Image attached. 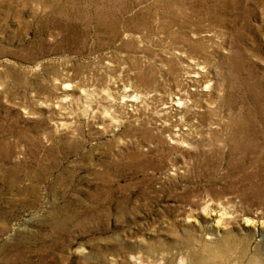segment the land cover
<instances>
[{"label":"rangeland","instance_id":"rangeland-1","mask_svg":"<svg viewBox=\"0 0 264 264\" xmlns=\"http://www.w3.org/2000/svg\"><path fill=\"white\" fill-rule=\"evenodd\" d=\"M0 264H264V0H0Z\"/></svg>","mask_w":264,"mask_h":264},{"label":"bare ground","instance_id":"bare-ground-1","mask_svg":"<svg viewBox=\"0 0 264 264\" xmlns=\"http://www.w3.org/2000/svg\"><path fill=\"white\" fill-rule=\"evenodd\" d=\"M176 6V5H175ZM184 7V6H183ZM171 8V7H170ZM169 8V9H170ZM174 8V7H173ZM175 9V8H174ZM172 9H170V11H171ZM181 14V13H180ZM169 15V14H168ZM173 15H175V14H173ZM167 16V15H166ZM170 16V15H169ZM180 16V15H179ZM181 16H183V15H181ZM184 16H186V15H184ZM176 17V16H175ZM188 17V16H187ZM169 18H171V17H169ZM173 18V17H172ZM177 19V18H176ZM175 19V20H176ZM185 19V18H184ZM183 19V20H184ZM164 20V19H163ZM166 20V19H165ZM169 21V20H168ZM174 23L176 22V21H173ZM163 23V22H162ZM169 22H166L165 23V25H164V27L162 28V29H160L161 31H163V32H165V31H168V32H171L170 30H171V26H172V23L170 22L169 24H168ZM180 23V22H179ZM182 23H183V21H182ZM189 23V22H188ZM176 24H177V22H176ZM179 25V24H178ZM184 25H186V23L184 24ZM183 25V26H184ZM192 25V24H191ZM180 27V26H179ZM195 27V26H194ZM176 28V27H175ZM192 28V27H191ZM199 28V27H198ZM180 29V28H179ZM187 29V28H186ZM188 31H191V30H188ZM178 32V31H177ZM183 32H184V30H183ZM193 32V31H192ZM166 33V32H165ZM175 33V32H174ZM171 34H173L172 32H171ZM197 34V33H196ZM196 34H194V35H196ZM198 34H199V32H198ZM170 35V34H169ZM201 35H203V33H201ZM200 35V36H201ZM191 36V35H190ZM172 37H173V39H175V41L177 40H180L181 42H187L189 39H188V37L187 36H181V35H179V36H177V34L175 33V34H173L172 35ZM196 37V36H195ZM199 37V36H198ZM202 37V36H201ZM200 37V38H201ZM194 38V37H193ZM197 38V37H196ZM205 38V37H204ZM170 39H171V37H170ZM199 39V38H198ZM197 39V40H198ZM200 40H202V39H200ZM200 40H198V41H200ZM171 41V40H170ZM192 41V40H191ZM181 42L179 43V44H181ZM185 42V43H186ZM193 42H195V41H193ZM205 42V41H204ZM203 42V43H204ZM176 44H178L177 42H175ZM199 43V42H198ZM175 44V45H176ZM183 44V43H182ZM190 44V43H189ZM188 44V45H189ZM194 44V43H193ZM174 45V44H173ZM191 45V44H190ZM204 45V44H203ZM199 46V45H198ZM175 47V46H174ZM194 47V46H193ZM177 48H179V47H177ZM190 48V47H189ZM189 48H187V49H189ZM192 48V47H191ZM180 49V48H179ZM195 49H196V47H194V51H195ZM198 49V48H197ZM185 50H186V47H185ZM200 50V49H199ZM201 50H203V49H201ZM182 51H183V49H182ZM198 52V51H197ZM204 52V51H203ZM177 53V52H176ZM186 53V52H185ZM187 55H188V53H186ZM197 54V53H196ZM195 54V55H196ZM204 54V53H203ZM179 55V54H178ZM180 55H182L181 56V58H183L184 59V54H181V52H180ZM179 55V56H180ZM186 55V56H187ZM191 55V54H190ZM189 55V56H190ZM194 55V56H195ZM199 55V54H198ZM178 56V57H179ZM198 57V56H197ZM194 58V57H193ZM197 58H194V60H196ZM185 60H186V58H185ZM191 60H192V57H191ZM179 62V61H178ZM194 64H195V62H194ZM192 65L191 64V66H194V68H195V65ZM181 66V65H180ZM190 66V67H191ZM203 67V66H202ZM201 67V68H202ZM204 68V67H203ZM177 69V68H176ZM190 69V68H189ZM191 70V69H190ZM189 70V71H190ZM193 70V69H192ZM192 70H191V72H192ZM202 70H204V69H202ZM172 71L174 72V73H176V71L174 70V68L172 69ZM186 71V70H185ZM172 72V73H173ZM179 73H181V71L179 72ZM178 73V74H179ZM185 73V72H184ZM187 73V72H186ZM189 73V72H188ZM204 73V72H203ZM177 74V73H176ZM146 77V76H145ZM202 75H201V71H200V69H198V68H196V71L195 70H193V72L192 73H189V74H187V77L185 78V80L188 82V84L189 85H191V86H193L194 87V89H192L191 91H189L188 93L189 94H187V95H189V99H186V100H184V102H183V105H180V104H178L177 102H170L169 101V103H165L163 106H162V108L160 109V111H161V113L164 115V114H171L172 116H173V121L171 122V123H169V124H166V123H164V120L162 121L161 119H159V126H160V128L162 129V130H165V129H167V127L169 128V130H170V132H172L173 133V135H174V137L175 138H178V137H181V135H183L184 134V136H185V134L187 135V134H189L188 132L191 130V126H193L192 125V122L193 121H195V120H197L198 118V116L196 117V115H197V108H198V104H199V99H198V97H201V96H203L204 94H205V92L207 91L206 90V88H204V86H203V82H202ZM207 77V76H206ZM150 78V77H149ZM142 81V80H141ZM156 82H157V80H155ZM205 82H207L206 80H204ZM209 82V81H208ZM141 83H143V82H141ZM155 83V82H154ZM210 83H212L211 81H210ZM155 85V84H154ZM206 85V84H205ZM207 85H208V83H207ZM210 85V84H209ZM185 86V85H184ZM146 87V86H145ZM206 87V86H205ZM209 87V86H208ZM207 87V88H208ZM149 88V87H148ZM157 89V88H156ZM186 90V89H185ZM182 91V90H181ZM186 92V91H185ZM157 94V93H156ZM184 94V93H183ZM212 94H213V92H212ZM181 97H183V96H181ZM208 97V96H207ZM212 97V96H211ZM210 98V97H209ZM211 101V100H210ZM181 102V103H182ZM207 102V101H206ZM122 103H124V104H126V105H128V106H134V105H136L137 103H138V101H137V99H134V98H132V96H128V98H126V99H124L123 101H122ZM208 103V102H207ZM211 103V102H210ZM114 104L115 105H120V102H114ZM166 104H168V105H166ZM199 105H201V106H203L202 104H199ZM199 109V108H198ZM160 116V115H159ZM195 117L197 118V119H195ZM195 119V120H194ZM194 123V122H193Z\"/></svg>","mask_w":264,"mask_h":264}]
</instances>
